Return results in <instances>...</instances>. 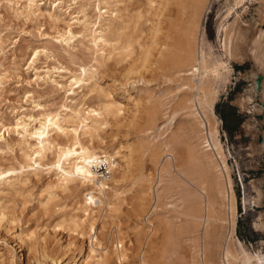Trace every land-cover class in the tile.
Returning a JSON list of instances; mask_svg holds the SVG:
<instances>
[{"label":"rangeland","instance_id":"rangeland-1","mask_svg":"<svg viewBox=\"0 0 264 264\" xmlns=\"http://www.w3.org/2000/svg\"><path fill=\"white\" fill-rule=\"evenodd\" d=\"M30 1L0 0V135L4 138L0 143H9L0 147V173L15 169L5 174L0 185V253L7 255L3 250L9 239L19 249L15 236L23 234L28 246L37 241L39 253L23 247L19 264H52L45 258L48 255L59 264H87L92 246L102 255L109 250L106 264H141L143 257L151 264H224L227 232L222 222L209 225L204 217L214 177L204 168L203 159L194 162L192 158L202 148L197 137L202 109L193 98L197 90L191 88L198 77L192 76L190 68L171 63L158 72L150 65L160 51L157 48L167 40L178 42L195 18L207 59L223 56L227 60L221 41L224 29L232 28L233 33L241 26L253 29L249 43L253 42L259 31L253 23L262 18L264 28V0H207L195 8L191 0L183 4L174 0L168 7V0H34L32 11ZM99 13L101 24L110 25L111 46L104 52L97 51L91 41L92 32L100 27ZM167 23L177 26V31L170 32L174 41L167 38ZM156 24L166 36L154 34ZM69 30L75 35L71 41ZM130 40L134 51L127 57L123 47ZM230 66L232 75L213 112L220 121V140L237 201L235 236L249 252L264 253V230L256 227V214L264 212L260 183L264 179V111L252 113L239 105L253 84L248 77L256 67L251 59L232 61ZM82 68L88 72L85 85H75L73 93L71 79L82 78ZM120 88L128 89L134 99H143L139 112L126 103ZM108 96L128 105L117 116L119 120L103 110ZM253 105L258 102L254 100ZM224 107L236 109L243 117L233 133L224 128L220 114ZM75 110L85 116L88 110L103 113L92 137L81 136L82 143L123 156L112 161L111 170L106 165L97 168L99 181L109 189L104 195L94 192L103 203L96 200L94 212L88 213L83 210L91 186L76 181L59 188L55 172L20 170L28 149L20 136L22 127H39L40 119L49 113L59 114L63 127H76ZM71 140L64 135L58 138L62 143ZM131 149L135 160L127 157ZM45 162L52 164L54 157L49 154ZM236 166L253 185L258 203L255 214L241 213L232 174ZM215 205L219 215L218 200ZM22 254L25 260L20 261ZM97 261L102 264L99 257Z\"/></svg>","mask_w":264,"mask_h":264},{"label":"bare ground","instance_id":"bare-ground-1","mask_svg":"<svg viewBox=\"0 0 264 264\" xmlns=\"http://www.w3.org/2000/svg\"><path fill=\"white\" fill-rule=\"evenodd\" d=\"M172 1L174 0H168L169 4L167 5V7L170 6ZM178 1L180 2V4L184 3L183 0H178ZM191 1L194 8L195 5L205 4L207 2V0H191ZM34 2L35 1L32 0L28 5V9L31 11L34 8V4H35ZM198 8L199 6L196 8L197 13H199V10H197ZM100 13L98 14L100 15V17L98 16L99 18H97L99 20L100 27H98L92 32L91 41L94 44V46L98 49L97 51L104 52L106 48L111 46V40L107 36L108 30L110 29V25L101 24L100 20L102 14ZM167 18L169 17L167 16ZM162 20L163 19L161 18V22ZM190 23L191 24L189 26L183 29L184 31L181 30L184 33L181 36V39L180 40L178 39L179 43L177 41L175 42L173 38L170 37V32L173 29L174 31H177V26H174V24L172 26L171 23L169 24L167 23V28H166L168 30V32L166 33L167 38L171 39V41H174L173 43L167 42L168 40L166 41L161 38L164 35L161 32V30H163L164 28L160 29L162 28L160 24H159L160 26L159 29L157 28V24L154 26L155 35H157L158 33L160 34V32L163 34L161 37L156 36L155 38L159 37L163 40V42L164 41L166 42H164L161 46L158 45L160 46V48L156 47L158 50L160 49V51H157V53H155L156 55H154V53L152 52V54L154 55V60L151 61L152 65L150 66L153 72H158V70H162L166 64L170 65L171 63L177 66L178 68H190L191 70L190 72L192 73V76L195 75L198 77L197 82L195 83V85H192L191 88H195L197 90L196 95L193 98L197 100L199 107L202 109V113L200 112V121L197 125L199 130V132L197 131L199 147L201 146L202 148L197 151L195 150L194 151L195 154L194 153L192 154L193 156L192 158H194V162L195 160L197 162H200V160L203 159L204 160L203 165L205 166L204 168L208 169L209 173L213 174L212 177H214L213 187H212L213 195L208 193V203L207 206H205L206 211L204 217L209 225L212 224L213 222L215 223L222 222L223 227L221 226V228L225 229L227 232L225 238V244L224 246H222L223 247L222 257L224 259L223 260L224 264H264V253H261L260 251L259 253L249 252L248 250L245 249L244 245L235 236L237 201L233 192V184H232V179L230 177V171L228 166L226 165L223 145L220 140V132H221L220 121L213 112L214 106L219 99L221 89H224L227 86L229 82V78L232 75V68L230 66V62L235 60L239 62H243L247 59H251L255 62L256 71H253L251 75L248 77L249 79H252L253 84L251 85L247 94L240 99L239 105L242 109L250 111L252 113H259V112L262 113L264 111V28L262 26L263 19L260 18L256 20L255 23H253L256 24V28L259 29V31H257L256 33V36H258V38L253 40V42L251 43H249V39L253 35L252 33L253 29L250 28L246 29L241 26L239 32L236 33L235 31V33H233L232 28H228L226 26V28L223 31L221 41H222V47L224 49V56L227 60H223L222 59L223 56H218L213 60L207 59V54L204 53L203 48L201 47L200 38L203 37V35H201L200 26L197 25L198 24L197 18H195V20H191ZM94 26H97V23H95ZM68 34H69V41H71L75 35L70 30ZM181 40L182 42H180ZM156 48H154V50ZM123 49L126 53V56L130 57L134 51V41L132 40L128 41L126 45L123 47ZM150 50L152 51L153 49L151 48ZM150 55L151 53H149V56ZM153 55H151V57ZM37 56L38 53L36 52L35 58H37ZM210 57H212L211 54L209 55V58ZM35 58L32 61L33 63L35 62L34 61ZM149 63L150 62H148V64ZM82 69H83L82 78L78 76H73L71 79L72 82L69 91H72L73 93H74L73 87L75 85H80V88L83 87L82 85H85L84 83L86 81L85 76L88 75L87 74L88 72L86 71V69L84 68ZM258 71L260 74L258 73ZM259 75L263 76L261 91H258L257 89V79ZM120 90H121V95L123 99H125L126 103L128 105L130 104L133 107L132 108L133 110L139 112V108L143 105V99L141 97L134 99L131 96V94H128V89L123 90V88H120ZM108 98L109 99L107 100L105 107L103 109L108 116L113 115L114 117H117L120 116L122 113H124L128 105H123V103L117 102L115 100H111L109 96ZM254 100L258 102L257 106L256 105L252 106ZM143 107L145 108V111H147L148 113L150 112L149 107H147L146 105ZM73 113L76 117L74 119H77L76 127H72V128L63 127L58 118L59 114L56 113L55 114L49 113L43 115L44 117L39 121V127H34L32 129H29V127L26 125L22 127V133L20 134V136L22 138V141L27 144L28 149L27 151L24 152L22 156V163L20 164V170L31 169L34 171H39L40 169L41 171V169H44L47 170L48 172H55L56 175L58 176L56 187L59 188H68L70 184L76 181H80L81 183L86 184L87 186H91L92 191L86 194V197H88V199L86 200V208L83 211L85 213L94 212V210L92 209V205L96 206V200H99L100 204L103 203L101 198H96V196H94V192H99L101 195H104L105 191L109 189V187H107L104 181H99L97 168H99L102 165H106L107 168L108 166H110L109 169L111 170L112 161L113 163H116L117 160L122 158L123 156L118 151L110 154L106 151L97 150L94 148V146L90 144L88 145L82 143L81 141V136L92 137L94 131L96 130V126L98 124H101V121L99 119V117H101V115L103 114L101 113V111L88 110L86 116L85 113H83L84 115H82L80 110L78 111L75 110L73 111ZM89 119H91L90 122ZM116 120H119V118L117 117ZM135 124L137 127V122ZM16 130H18V128ZM52 133H55L56 137L52 136L51 135ZM63 135L65 137L72 138L71 142L70 143L59 142L58 138ZM0 140L1 141L4 140L3 135H0ZM2 146H9V143H7V141H5L2 144L0 143V147ZM261 150L264 152V141L262 142ZM129 153L130 154H128L127 157H129L132 160L133 155H135L134 149H131ZM49 154H51L54 157V162L52 164L45 162ZM128 165L129 163H127V167ZM135 165L136 164H134V167ZM129 171L131 172V168ZM14 172L15 169L9 170L6 173L12 174ZM6 173H0V185L5 183L6 178L3 177L5 176ZM260 183H262L264 189V179L260 180ZM262 192H264V190ZM262 192L259 193V204H261ZM211 196H214V198ZM145 199L147 198H144V200ZM217 200L219 204L217 206L220 208V214L224 215V217L223 216L221 217L219 216L220 214L219 215L217 214L218 211L215 208L216 206L215 204ZM143 202L142 204H144ZM193 217L197 218V215L193 214ZM197 220L199 221V219ZM78 222L81 221L80 220L76 221V224H78ZM256 227L264 230V212H258L256 214ZM94 228H95L94 225L91 224L90 230L92 232L94 231ZM7 237H11V236H7ZM15 238H16L15 241H17L18 244L20 245L19 249H15L14 248L15 246H12V243L10 242L11 240L8 238L9 240H7L8 242L3 250L4 252L7 253V255L5 253H0V264H19L17 262L18 259L17 257L20 253L24 252L23 247L28 246L29 244L27 245L26 237L23 234H18L17 236H15ZM31 242L32 243L30 244V246H28L29 250H31L32 252H38L37 241L36 244L33 241ZM96 250L97 249H95L94 246L90 248L89 250L90 255L87 264H98L99 262L97 261L98 257L102 264H106L107 258L109 256L108 253L109 250H107V252L104 253V255L98 253ZM121 257L124 258L125 255H121ZM45 258L47 261L51 259L52 264L58 263L56 259L49 258V255L46 256ZM144 258L145 257L142 258L141 264H151L150 260L148 261L147 259ZM23 260L25 259L22 254L20 256V261Z\"/></svg>","mask_w":264,"mask_h":264},{"label":"built area","instance_id":"built-area-1","mask_svg":"<svg viewBox=\"0 0 264 264\" xmlns=\"http://www.w3.org/2000/svg\"><path fill=\"white\" fill-rule=\"evenodd\" d=\"M232 174L234 175V188L237 189L241 213L247 214L251 212L255 214L258 211V203L253 191V185L248 181L249 176L238 166H236V170L234 169ZM250 246L253 247L252 244Z\"/></svg>","mask_w":264,"mask_h":264},{"label":"trees","instance_id":"trees-1","mask_svg":"<svg viewBox=\"0 0 264 264\" xmlns=\"http://www.w3.org/2000/svg\"><path fill=\"white\" fill-rule=\"evenodd\" d=\"M220 114L224 122V128L229 133L236 131L243 122V117L234 108L224 107L221 109Z\"/></svg>","mask_w":264,"mask_h":264},{"label":"water","instance_id":"water-1","mask_svg":"<svg viewBox=\"0 0 264 264\" xmlns=\"http://www.w3.org/2000/svg\"><path fill=\"white\" fill-rule=\"evenodd\" d=\"M262 82H263V76L259 75L257 79V89L258 91H261L262 89Z\"/></svg>","mask_w":264,"mask_h":264}]
</instances>
